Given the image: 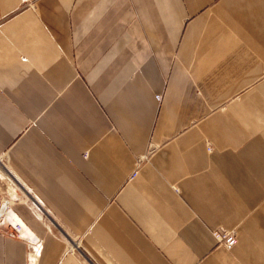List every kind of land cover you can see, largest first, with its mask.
<instances>
[{"label":"crops","instance_id":"crops-1","mask_svg":"<svg viewBox=\"0 0 264 264\" xmlns=\"http://www.w3.org/2000/svg\"><path fill=\"white\" fill-rule=\"evenodd\" d=\"M0 194V264H264V0H0Z\"/></svg>","mask_w":264,"mask_h":264},{"label":"built area","instance_id":"built-area-1","mask_svg":"<svg viewBox=\"0 0 264 264\" xmlns=\"http://www.w3.org/2000/svg\"><path fill=\"white\" fill-rule=\"evenodd\" d=\"M160 98V94L156 95ZM134 174V173H132ZM0 233L17 239H24L39 248L40 241L34 238L31 230L25 225L17 212L14 210L10 200L0 194ZM214 238L226 248H231L237 242L233 230L215 228L212 230Z\"/></svg>","mask_w":264,"mask_h":264},{"label":"bare ground","instance_id":"bare-ground-1","mask_svg":"<svg viewBox=\"0 0 264 264\" xmlns=\"http://www.w3.org/2000/svg\"><path fill=\"white\" fill-rule=\"evenodd\" d=\"M35 238V237H34Z\"/></svg>","mask_w":264,"mask_h":264}]
</instances>
